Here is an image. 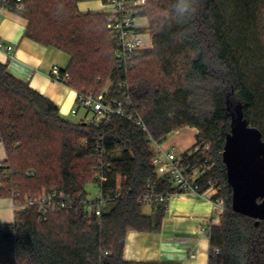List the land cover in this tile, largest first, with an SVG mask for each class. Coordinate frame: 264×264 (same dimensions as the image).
<instances>
[{"label": "trees", "instance_id": "1", "mask_svg": "<svg viewBox=\"0 0 264 264\" xmlns=\"http://www.w3.org/2000/svg\"><path fill=\"white\" fill-rule=\"evenodd\" d=\"M0 1L28 19L25 37L69 55L61 68L66 85L99 94L108 84L110 97L129 100L131 115L114 116L103 131L73 122L0 61V141L6 151L0 197L22 201L43 189L76 200L87 196L86 186L96 182L100 135L110 163L101 216L73 207L41 216L29 207L19 219L0 223V264H175L126 260L123 253L128 232L160 231L169 196L183 192L169 175L156 172L148 133L163 143L187 126L198 129L195 142L211 147L212 166L199 178V192L214 187L212 201L226 203L219 222L206 232L208 264H264V220L256 223L233 210L223 154L237 105L264 140V0H191L184 15L178 10L185 0H147L142 14L148 16L153 47L126 72L116 66V43L104 12H81L82 0H22L21 9L15 0ZM191 148L182 153L184 160L199 166L204 156ZM151 189L164 199L153 202L148 214L139 199Z\"/></svg>", "mask_w": 264, "mask_h": 264}, {"label": "crops", "instance_id": "2", "mask_svg": "<svg viewBox=\"0 0 264 264\" xmlns=\"http://www.w3.org/2000/svg\"><path fill=\"white\" fill-rule=\"evenodd\" d=\"M78 8L81 12H103L104 9L102 0H82L78 2ZM27 24V18L3 7L0 3V41L13 45V50L9 54L0 51V61L7 65L13 76L29 83L32 88L54 101L66 118L73 122L84 121L87 109L78 103L77 91L65 83L53 80L49 75L51 67L55 64L60 68H66L70 60L69 55L56 47L46 46L25 37ZM188 127L193 130V145L198 129L190 126L186 128ZM175 137L171 140L166 139L162 145L178 153H183L192 146L178 150L174 143L183 146L181 142L185 137ZM5 157V147L0 141V162ZM211 194L210 190L205 194L185 191L171 194L160 231H129L124 247V259L208 264L210 241L200 226L212 216L214 203L210 198ZM13 221H15L13 199L0 197V223ZM191 252L195 253L194 257L190 256Z\"/></svg>", "mask_w": 264, "mask_h": 264}, {"label": "built area", "instance_id": "3", "mask_svg": "<svg viewBox=\"0 0 264 264\" xmlns=\"http://www.w3.org/2000/svg\"><path fill=\"white\" fill-rule=\"evenodd\" d=\"M15 1L19 9L23 8L22 0ZM102 2L103 12L106 14L107 27L112 39L116 43V66L126 72L135 65L136 58L144 50L153 47V36L148 25L144 22L143 18L145 16L142 14V8L147 3V0H102ZM12 50V44L7 45L0 41V51L9 54ZM49 75L53 80L62 83H64V79L66 78L57 64L51 67ZM77 100L80 105L87 109V115L84 121L89 125L101 129V131L112 121L114 116L118 115L131 118V115L127 113L125 107L129 100L126 99L123 101L110 97L108 86L99 94L77 91ZM137 124L140 125L142 130L148 131L146 124L141 119L137 120ZM148 138L154 146L153 165L159 175H169L173 186L183 192L205 194L208 191L203 193L199 192V178L212 166L210 162L211 147L208 142L200 141L192 145L191 153L199 152L204 156L202 164L192 166L185 162L182 153L165 148L162 143L156 141L149 133ZM101 139V135L96 139V151L99 155V160L94 166L97 190L93 197H90L88 194L76 200L66 192L56 189H43L39 193L27 195L22 201L12 197L15 220L19 219L21 212L29 207L37 208L41 216H45L51 210L66 207H73L76 213L101 216L108 203V197L104 194L103 185L106 180V173L110 170V163L104 159L102 154L103 144L101 143ZM163 199L164 195L156 194L151 189L139 200L145 205H151L153 202ZM213 203L214 209L211 218L203 222L200 226L202 232L206 235L207 230L211 228L212 224L219 222L221 215L226 209V203L223 199L213 201ZM219 252V248L214 249L215 254ZM190 256L194 257L195 253L191 252Z\"/></svg>", "mask_w": 264, "mask_h": 264}, {"label": "water", "instance_id": "4", "mask_svg": "<svg viewBox=\"0 0 264 264\" xmlns=\"http://www.w3.org/2000/svg\"><path fill=\"white\" fill-rule=\"evenodd\" d=\"M231 116L223 154L234 189L232 208L258 223L264 220V140L260 130L249 124L240 105L231 110Z\"/></svg>", "mask_w": 264, "mask_h": 264}, {"label": "rangeland", "instance_id": "5", "mask_svg": "<svg viewBox=\"0 0 264 264\" xmlns=\"http://www.w3.org/2000/svg\"><path fill=\"white\" fill-rule=\"evenodd\" d=\"M145 17L143 18L144 22L148 25V28H149V19H148V16L147 15H144ZM108 86V84L105 85V87ZM179 132L178 133H171L169 136H168V140H171L172 138H176L175 136H183L185 137V140H183V142H181L183 144V146L181 144H178V143H174L175 145V148H177L178 150H182L184 148H188L190 147V145H192L193 143V139H194V136H193V130L190 129L189 127L186 128H181L180 130H178ZM177 141V140H176ZM178 145H181L178 146ZM86 189L87 191L89 192V195L90 197H93L96 190H97V186L95 183H90L86 186ZM217 189H215L214 187L210 188V192L212 194H214L216 192ZM211 194V195H212ZM151 205L150 204H146L143 208L144 212L145 213H149L150 210H151Z\"/></svg>", "mask_w": 264, "mask_h": 264}, {"label": "clouds", "instance_id": "6", "mask_svg": "<svg viewBox=\"0 0 264 264\" xmlns=\"http://www.w3.org/2000/svg\"><path fill=\"white\" fill-rule=\"evenodd\" d=\"M190 7H191V0H185L184 6L182 8H179L178 14L184 15L188 13Z\"/></svg>", "mask_w": 264, "mask_h": 264}]
</instances>
